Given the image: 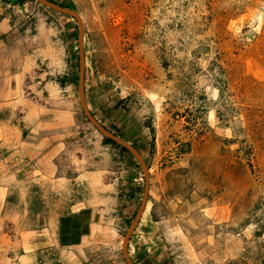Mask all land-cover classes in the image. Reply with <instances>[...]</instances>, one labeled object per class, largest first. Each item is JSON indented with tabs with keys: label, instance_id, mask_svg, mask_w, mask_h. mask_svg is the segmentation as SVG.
<instances>
[{
	"label": "rangeland",
	"instance_id": "obj_1",
	"mask_svg": "<svg viewBox=\"0 0 264 264\" xmlns=\"http://www.w3.org/2000/svg\"><path fill=\"white\" fill-rule=\"evenodd\" d=\"M45 1L0 0V264H264V0Z\"/></svg>",
	"mask_w": 264,
	"mask_h": 264
},
{
	"label": "crops",
	"instance_id": "obj_2",
	"mask_svg": "<svg viewBox=\"0 0 264 264\" xmlns=\"http://www.w3.org/2000/svg\"><path fill=\"white\" fill-rule=\"evenodd\" d=\"M16 45L17 44L15 43L3 44L0 41V101H5L6 99L10 100L17 95V90L19 88L18 82L20 81L18 79H20L21 74L18 72V70H12L14 69V62L11 63L10 60L12 59L8 60L11 55L13 56V60L15 59V55L17 56L18 51L16 50ZM40 127L41 126L39 125L38 128ZM39 131L41 132V130ZM30 135L31 134H28L27 140L21 143V146L23 145L24 147H22L20 151L25 152V156L28 158H31L32 160L37 159L40 161L43 166L38 167V169L35 170H41V168L44 169L47 165V168H50L49 164L51 163V159L57 155L60 146L56 144V140L54 143L48 141L44 134ZM14 148H16L15 145ZM12 150L13 149H9V153ZM12 153L17 154V151L11 152L10 155Z\"/></svg>",
	"mask_w": 264,
	"mask_h": 264
},
{
	"label": "water",
	"instance_id": "obj_3",
	"mask_svg": "<svg viewBox=\"0 0 264 264\" xmlns=\"http://www.w3.org/2000/svg\"><path fill=\"white\" fill-rule=\"evenodd\" d=\"M41 1L42 3H44L45 5H48L56 10H59V11H62L64 13H67V14H70V15H73V16H76L75 13L67 8H64V7H61V6H58V5H55L51 2H48V1H45V0H39ZM80 82H81V76H80ZM91 121L99 128L100 131H102L107 137L115 140V141H119L116 139L115 136L111 135L109 132L105 131L103 128H101L98 124H96V122L94 120H92V118H90ZM131 149V148H129ZM132 150V149H131Z\"/></svg>",
	"mask_w": 264,
	"mask_h": 264
},
{
	"label": "bare ground",
	"instance_id": "obj_4",
	"mask_svg": "<svg viewBox=\"0 0 264 264\" xmlns=\"http://www.w3.org/2000/svg\"><path fill=\"white\" fill-rule=\"evenodd\" d=\"M8 91V90H7ZM11 93V92H10ZM149 208V203H147L144 207V210L142 212V216L144 217L147 214V209ZM124 246H125V238L122 241V248L124 250Z\"/></svg>",
	"mask_w": 264,
	"mask_h": 264
}]
</instances>
